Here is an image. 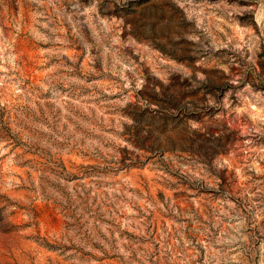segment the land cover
<instances>
[{
	"label": "rangeland",
	"instance_id": "obj_1",
	"mask_svg": "<svg viewBox=\"0 0 264 264\" xmlns=\"http://www.w3.org/2000/svg\"><path fill=\"white\" fill-rule=\"evenodd\" d=\"M0 264H264V0H0Z\"/></svg>",
	"mask_w": 264,
	"mask_h": 264
}]
</instances>
